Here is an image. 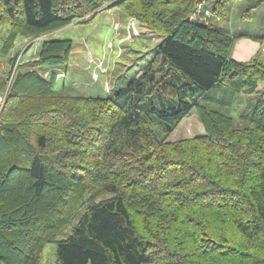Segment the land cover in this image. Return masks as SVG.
<instances>
[{"label":"trees","instance_id":"trees-1","mask_svg":"<svg viewBox=\"0 0 264 264\" xmlns=\"http://www.w3.org/2000/svg\"><path fill=\"white\" fill-rule=\"evenodd\" d=\"M107 1L0 0V53ZM204 1L118 0L161 43L114 97L75 98L40 72L66 65L71 41L46 42L18 74L0 115V264H41L49 243L56 264H264V60L233 58L250 36L195 20ZM232 1L210 11L226 18ZM248 1L252 20L264 0ZM221 88L260 91L247 126L202 103ZM194 109L205 134L168 141Z\"/></svg>","mask_w":264,"mask_h":264},{"label":"rangeland","instance_id":"rangeland-1","mask_svg":"<svg viewBox=\"0 0 264 264\" xmlns=\"http://www.w3.org/2000/svg\"><path fill=\"white\" fill-rule=\"evenodd\" d=\"M214 1L205 0L197 10L194 19L200 23L213 24L220 31L228 34L236 35L244 32L250 38L238 39L233 48V55L235 50H238L241 57L248 58L247 61L240 60V62L252 61L258 54L264 60V38L260 40L264 32V5L256 10L254 18L249 20L240 16L253 3L248 0H233L230 3L228 17L219 19L210 11ZM117 2L118 0L107 1L98 10L86 16L84 22L74 21L41 38H17L12 53L8 56L0 53V79L9 78L7 85L0 81L6 85L3 87L4 93H0V115L6 106L7 96L18 74L39 68L36 64L41 60L43 45L48 41H71L73 43V49L66 65L41 69L40 72L45 77L57 72L58 86H63L62 88L75 98L108 99L114 97L117 88L125 85L134 77L140 76L153 58L152 54L158 48L161 39L153 35L135 18L125 14L119 7H113ZM204 14L206 15L203 16ZM9 32L8 27L0 28V52ZM248 42L252 45V49L247 44ZM251 51H253L252 54L248 56ZM263 88L264 82H260L259 90ZM260 91L247 95L227 93L221 88L216 91V95L214 93L215 101H203L202 99L200 102L203 101L202 103L209 105L211 109L232 117L236 127H245L247 121L243 119L244 114L259 100ZM197 114L194 109L167 140L175 142L204 135L205 128ZM94 191H90L88 196ZM108 198H110L109 195H103L98 200ZM56 251V244H47L42 253L41 264H56Z\"/></svg>","mask_w":264,"mask_h":264},{"label":"crops","instance_id":"crops-1","mask_svg":"<svg viewBox=\"0 0 264 264\" xmlns=\"http://www.w3.org/2000/svg\"><path fill=\"white\" fill-rule=\"evenodd\" d=\"M250 42H248L247 44H249ZM249 46H250V48L252 49L253 47H252V45L251 44H249ZM256 50V49H255ZM254 50V51H255ZM252 52L253 51H251L250 53H249V55L248 56H250L251 54H252ZM234 58L236 59V60H238V61H247L248 60V58L247 57H241L240 56V54L238 53V50H235V52H234ZM246 58V59H245ZM243 59H245V60H243Z\"/></svg>","mask_w":264,"mask_h":264}]
</instances>
